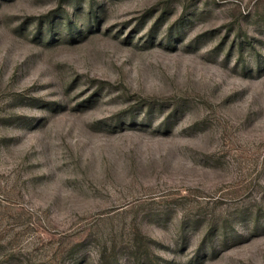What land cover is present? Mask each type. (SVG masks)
I'll return each instance as SVG.
<instances>
[{
	"label": "rangeland",
	"instance_id": "374dc122",
	"mask_svg": "<svg viewBox=\"0 0 264 264\" xmlns=\"http://www.w3.org/2000/svg\"><path fill=\"white\" fill-rule=\"evenodd\" d=\"M0 264H264V0H0Z\"/></svg>",
	"mask_w": 264,
	"mask_h": 264
}]
</instances>
